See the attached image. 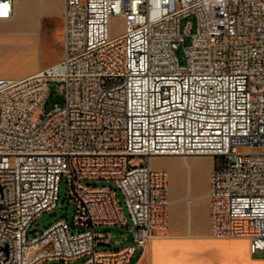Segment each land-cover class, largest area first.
I'll return each mask as SVG.
<instances>
[{
    "label": "built area",
    "instance_id": "built-area-1",
    "mask_svg": "<svg viewBox=\"0 0 264 264\" xmlns=\"http://www.w3.org/2000/svg\"><path fill=\"white\" fill-rule=\"evenodd\" d=\"M14 5L0 0V19ZM63 36L58 62L0 76V264H129L168 225V172L153 165L167 154L213 156L211 234L264 252V0H64ZM51 81L66 100L44 112ZM64 178L73 221L37 232ZM103 224L133 241L98 248Z\"/></svg>",
    "mask_w": 264,
    "mask_h": 264
},
{
    "label": "rangeland",
    "instance_id": "rangeland-1",
    "mask_svg": "<svg viewBox=\"0 0 264 264\" xmlns=\"http://www.w3.org/2000/svg\"><path fill=\"white\" fill-rule=\"evenodd\" d=\"M21 8L23 4H20ZM44 8L47 9L38 20V40L39 44L33 45L35 39L29 35H13L10 38H5L0 35V73L19 75L28 71L31 67L45 64L53 60L55 57L62 55V36L61 27L62 19L61 12L58 14L63 6V0H44ZM192 20L194 22L193 30L195 29V15L190 14L181 18V27L184 28L186 22ZM31 23V10L27 9L23 12L14 23V28L21 29L23 31L28 30ZM125 20L120 15H113L111 17V35L115 36L122 33L125 30ZM191 41L190 35H186L185 44L188 45ZM179 55H182L183 47L177 49ZM66 100L65 90L61 87V83L58 81H51L49 84V92L42 106L44 112L53 109L56 104H64ZM212 157L210 154L203 156L194 155L191 157L192 168L190 170V177L188 179V169L183 166H179L182 160V155L179 154H167L161 157H156L153 160L154 167H161L167 165L166 169L170 177V188L177 175H180L183 182L180 186L181 192L183 185L190 187L192 193L198 196L195 199L190 198V201L196 200L199 204L198 216L201 220L202 217L207 220L210 211V205L208 199L204 196L208 187L209 172L202 171L206 164L211 162ZM213 163V161H212ZM179 176V177H180ZM86 182L90 184H111L115 185L112 179H86ZM190 181V182H189ZM197 188V189H196ZM196 189V190H195ZM175 191V190H173ZM187 196V191H185ZM119 199L122 205V209L127 216V221L130 223V215L128 207L125 203L124 196L120 192ZM187 200V199H186ZM188 202V201H187ZM190 202V203H191ZM188 202V204H190ZM75 211V200L70 196L68 192V184L64 178L60 183V194L57 205L51 211L43 212L35 220L33 227L37 228V232L50 225L54 221L63 217L67 218L72 223ZM109 233L110 243L98 244V248H111L115 249L123 244L127 243L132 238V232L127 227H123L120 224H103L98 226ZM74 230L78 228L74 227ZM32 235V232L29 233ZM133 241V239L131 240ZM257 255L264 253H256ZM86 257L77 258L70 261L63 260H45L40 264H80Z\"/></svg>",
    "mask_w": 264,
    "mask_h": 264
},
{
    "label": "crops",
    "instance_id": "crops-1",
    "mask_svg": "<svg viewBox=\"0 0 264 264\" xmlns=\"http://www.w3.org/2000/svg\"><path fill=\"white\" fill-rule=\"evenodd\" d=\"M23 7L15 0L13 16L7 19H0V35L10 38L13 35H29L35 39L33 45L39 44L38 40V20L47 9L44 8V0H22ZM27 9L31 10V23L28 30L14 28V23L19 16ZM61 12L62 27V55L55 57L48 63H41L31 67L25 73L19 75H11L0 73V76L22 77L33 73L41 68L58 62L64 54V0L63 6L58 10ZM1 51V49H0ZM155 156L156 157H161ZM187 157L189 173L192 168L191 157ZM153 158V160H154ZM211 162L206 164L202 171L209 172L212 168L213 156L210 157ZM167 165L159 168L165 170ZM168 172V171H167ZM169 175V173H168ZM205 197L208 199L207 194ZM183 185L181 192H176L170 188L169 177V212L168 225L166 228H158L156 235L151 243L145 248L138 247L129 264H264V254L257 255L250 246V239L245 236L219 238L210 232V211L207 220L204 217L199 219V204L193 200L188 204L186 197L198 196L191 192L188 185ZM197 189V188H196ZM195 189V190H196ZM187 191V196L185 195ZM209 202V199H208ZM210 205V202H209ZM132 238L127 242H131ZM126 244V243H125Z\"/></svg>",
    "mask_w": 264,
    "mask_h": 264
},
{
    "label": "bare ground",
    "instance_id": "bare-ground-1",
    "mask_svg": "<svg viewBox=\"0 0 264 264\" xmlns=\"http://www.w3.org/2000/svg\"><path fill=\"white\" fill-rule=\"evenodd\" d=\"M22 0H17V3H20V4H22ZM192 155H198V156H203V155H206V154H192ZM189 155H182V160H181V162L179 163V166L182 168L183 166H185L187 169H188V179H189V177H190V173H189V168H188V163H187V157H188ZM180 175H177L176 176V178H175V180H174V182H173V184H172V188H173V190H175L176 192H178V191H180V186H181V183L183 182V180H182V178H181V176L179 177ZM168 177H169V175H168ZM190 182V181H189ZM190 198H192V197H190V196H188V197H186V199H187V201L190 203L191 201H190ZM192 199H195V197H193Z\"/></svg>",
    "mask_w": 264,
    "mask_h": 264
},
{
    "label": "water",
    "instance_id": "water-1",
    "mask_svg": "<svg viewBox=\"0 0 264 264\" xmlns=\"http://www.w3.org/2000/svg\"><path fill=\"white\" fill-rule=\"evenodd\" d=\"M101 244H108L109 242L101 241Z\"/></svg>",
    "mask_w": 264,
    "mask_h": 264
},
{
    "label": "snow or ice",
    "instance_id": "snow-or-ice-1",
    "mask_svg": "<svg viewBox=\"0 0 264 264\" xmlns=\"http://www.w3.org/2000/svg\"><path fill=\"white\" fill-rule=\"evenodd\" d=\"M6 7V6H5Z\"/></svg>",
    "mask_w": 264,
    "mask_h": 264
}]
</instances>
